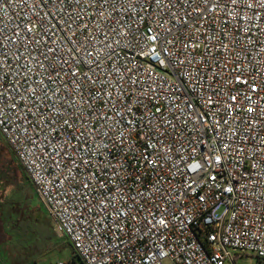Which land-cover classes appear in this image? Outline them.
Listing matches in <instances>:
<instances>
[{
  "label": "built area",
  "instance_id": "built-area-1",
  "mask_svg": "<svg viewBox=\"0 0 264 264\" xmlns=\"http://www.w3.org/2000/svg\"><path fill=\"white\" fill-rule=\"evenodd\" d=\"M0 133L81 264H264V0H0Z\"/></svg>",
  "mask_w": 264,
  "mask_h": 264
},
{
  "label": "rangeland",
  "instance_id": "rangeland-1",
  "mask_svg": "<svg viewBox=\"0 0 264 264\" xmlns=\"http://www.w3.org/2000/svg\"><path fill=\"white\" fill-rule=\"evenodd\" d=\"M65 239L0 133V264L68 262L73 251ZM238 264L256 263L244 256Z\"/></svg>",
  "mask_w": 264,
  "mask_h": 264
},
{
  "label": "trees",
  "instance_id": "trees-1",
  "mask_svg": "<svg viewBox=\"0 0 264 264\" xmlns=\"http://www.w3.org/2000/svg\"><path fill=\"white\" fill-rule=\"evenodd\" d=\"M67 243L72 248V251H73V254H74L73 257L70 260V263L71 264H78V262H79V264H81L80 258L75 254V251H74V249H73V247L71 245V242L68 239H67Z\"/></svg>",
  "mask_w": 264,
  "mask_h": 264
},
{
  "label": "crops",
  "instance_id": "crops-1",
  "mask_svg": "<svg viewBox=\"0 0 264 264\" xmlns=\"http://www.w3.org/2000/svg\"><path fill=\"white\" fill-rule=\"evenodd\" d=\"M65 241H67V240L65 239ZM73 255H74V254H73ZM73 255H72V257H73ZM244 256H249V255H240V256L238 257V260H239L240 258H243ZM72 257H71V258H72ZM249 257H250L251 260H254L256 264L258 263V261H257V259H256L255 257H252V256H249ZM71 258H70V260H71ZM70 260H69V261H70ZM238 260H237V262H238ZM78 264H79V262H78Z\"/></svg>",
  "mask_w": 264,
  "mask_h": 264
}]
</instances>
